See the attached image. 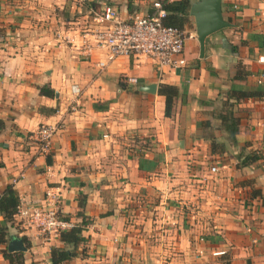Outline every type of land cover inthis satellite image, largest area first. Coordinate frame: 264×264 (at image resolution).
I'll use <instances>...</instances> for the list:
<instances>
[{
  "label": "crops",
  "instance_id": "1",
  "mask_svg": "<svg viewBox=\"0 0 264 264\" xmlns=\"http://www.w3.org/2000/svg\"><path fill=\"white\" fill-rule=\"evenodd\" d=\"M151 1L0 0V195L11 185L19 203L40 206L52 189L64 217L91 220L85 256L63 264H222L224 254L264 264V0H222L231 26L205 39L203 57L189 16L181 66L85 51L92 8L127 19ZM239 64L250 72L242 80ZM149 84L154 92L140 89ZM160 84L178 88L170 116ZM231 88L263 90L233 106L235 145L215 117ZM42 124L57 128L46 152L34 135ZM209 136L227 151L212 153ZM251 150L259 158L239 167L235 155ZM11 236L26 238V264H48L61 246L16 220Z\"/></svg>",
  "mask_w": 264,
  "mask_h": 264
},
{
  "label": "built area",
  "instance_id": "2",
  "mask_svg": "<svg viewBox=\"0 0 264 264\" xmlns=\"http://www.w3.org/2000/svg\"><path fill=\"white\" fill-rule=\"evenodd\" d=\"M174 1L176 0H152L148 13H135L127 19L121 18L109 4L100 9L92 8L89 30L83 41L85 51L88 53L94 47H102L107 50L110 59L117 56H146L160 67L184 65L186 31L164 22L167 16L164 4ZM136 80L134 77L128 78L131 83ZM70 90L73 94L79 93L76 84H72ZM56 130V126L50 124H42L36 128L34 135L40 151L49 150ZM210 171L216 173L218 167L211 165ZM14 218L23 230H33V235L42 241L59 238L60 232L74 224L62 215L60 196L52 189L46 190L40 206L19 203Z\"/></svg>",
  "mask_w": 264,
  "mask_h": 264
},
{
  "label": "trees",
  "instance_id": "3",
  "mask_svg": "<svg viewBox=\"0 0 264 264\" xmlns=\"http://www.w3.org/2000/svg\"><path fill=\"white\" fill-rule=\"evenodd\" d=\"M191 0H176L174 2L164 4V8L167 11V16L164 20L165 24L177 26L180 28L185 27L189 21V5ZM241 67V68H240ZM250 72L245 70L244 66L239 64L238 70L234 78L236 80H242ZM40 92L44 95L52 96L54 91L47 87H40ZM159 94L165 96V115L170 116L174 98L178 94V88L172 85L160 84L158 89ZM263 90L255 88H231L225 99L222 101L220 112L215 115L219 120L220 129L224 131L226 139L235 145V135L239 129V117L234 114L233 106L239 103L246 97L261 96ZM204 125L210 124L209 121H204ZM4 128V122L0 119V131ZM212 153H221L227 151L224 143L220 142L217 137L209 136ZM239 167H244L255 162L259 156L252 151H245L244 153L238 152L236 155ZM19 204V196L16 190L11 185L7 186L3 194L0 195V213L3 217V221L0 224V243L6 244L7 242V225H13L15 222L14 215L16 213L17 205ZM83 204H81L82 207ZM84 207V206H83ZM77 222H74L73 226L67 230L60 232L59 240L61 246L50 247V262L48 264H63L70 261L77 256H85L86 246L85 238L82 236V231L91 223V220L79 213ZM66 218V217H65ZM67 219V218H66ZM23 242H26V238L20 237ZM3 256L7 261V264H26L24 262L23 252L15 251L8 252L6 248L3 249ZM222 264H230L229 257L223 255Z\"/></svg>",
  "mask_w": 264,
  "mask_h": 264
},
{
  "label": "water",
  "instance_id": "4",
  "mask_svg": "<svg viewBox=\"0 0 264 264\" xmlns=\"http://www.w3.org/2000/svg\"><path fill=\"white\" fill-rule=\"evenodd\" d=\"M188 13L194 20L196 38L199 44V55L203 57L205 39L212 33L231 26V23L223 16L222 0H193L190 2ZM140 89L154 92L155 84H149L140 87ZM7 250L9 252H23L26 250V246L20 237L11 236L7 242Z\"/></svg>",
  "mask_w": 264,
  "mask_h": 264
},
{
  "label": "rangeland",
  "instance_id": "5",
  "mask_svg": "<svg viewBox=\"0 0 264 264\" xmlns=\"http://www.w3.org/2000/svg\"><path fill=\"white\" fill-rule=\"evenodd\" d=\"M192 28H194L195 29V26H194V22H193V20H192V22H191V25H190ZM187 34V33H186ZM196 34V33H195ZM242 108V109H241ZM243 108L244 107H241V106H238V107H236V112H244L243 111ZM241 119H244V118H241ZM252 151V150H251ZM252 152H254V151H252Z\"/></svg>",
  "mask_w": 264,
  "mask_h": 264
}]
</instances>
